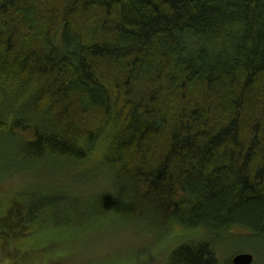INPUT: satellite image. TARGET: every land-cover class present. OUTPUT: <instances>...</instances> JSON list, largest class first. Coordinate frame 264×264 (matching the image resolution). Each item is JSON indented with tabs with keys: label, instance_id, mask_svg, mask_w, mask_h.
Wrapping results in <instances>:
<instances>
[{
	"label": "trees",
	"instance_id": "16d2710c",
	"mask_svg": "<svg viewBox=\"0 0 264 264\" xmlns=\"http://www.w3.org/2000/svg\"><path fill=\"white\" fill-rule=\"evenodd\" d=\"M3 141L81 192L10 199L5 246L69 208L185 230L165 264H264V0H0Z\"/></svg>",
	"mask_w": 264,
	"mask_h": 264
},
{
	"label": "rangeland",
	"instance_id": "374dc122",
	"mask_svg": "<svg viewBox=\"0 0 264 264\" xmlns=\"http://www.w3.org/2000/svg\"><path fill=\"white\" fill-rule=\"evenodd\" d=\"M2 143L0 146V214L5 212L10 199L17 203H24L27 194L33 190L40 192L62 189L69 195L81 193L68 172L50 170L44 167L41 161H28L17 157L11 153L10 143L6 141ZM81 197L82 208L89 206L87 202L89 196ZM113 225L126 228V225H118V223ZM7 226V222L3 220L0 225L1 236H4ZM105 226H101L98 222L93 223L88 218L78 217L68 208L60 217L55 215V217L47 218L46 222L38 220L33 233L28 234V230L31 231L34 227L30 226L31 228L24 230L19 237L11 236L9 244L15 246L18 251L8 253L9 251L2 249L10 247L9 244L5 246L6 243L0 242V264H152V262L165 264L172 247L186 239L184 238L186 231L180 228H175L167 235L168 238H161L160 233L150 234L149 240L146 235L138 234L135 229H128L126 234L121 232L106 234ZM43 232L50 234L48 243L44 248L36 247L35 241ZM155 243H158V249H155ZM159 249L160 255L155 256L159 253ZM113 252H117L120 258L119 260L115 258V262L107 259L114 258L108 256ZM243 253L252 254L245 250ZM44 255L48 260L44 259ZM231 255L233 253L230 251L228 254L226 250L221 259L222 263ZM143 257L147 260L150 258V263ZM227 262L228 260L225 264Z\"/></svg>",
	"mask_w": 264,
	"mask_h": 264
},
{
	"label": "water",
	"instance_id": "95a60500",
	"mask_svg": "<svg viewBox=\"0 0 264 264\" xmlns=\"http://www.w3.org/2000/svg\"><path fill=\"white\" fill-rule=\"evenodd\" d=\"M233 264H252L254 256L249 253H240L233 257Z\"/></svg>",
	"mask_w": 264,
	"mask_h": 264
},
{
	"label": "bare ground",
	"instance_id": "6f19581e",
	"mask_svg": "<svg viewBox=\"0 0 264 264\" xmlns=\"http://www.w3.org/2000/svg\"><path fill=\"white\" fill-rule=\"evenodd\" d=\"M252 255V254H251ZM254 256V255H253ZM254 260H255V258H254ZM254 262V261H253ZM232 263H233V261H232Z\"/></svg>",
	"mask_w": 264,
	"mask_h": 264
}]
</instances>
